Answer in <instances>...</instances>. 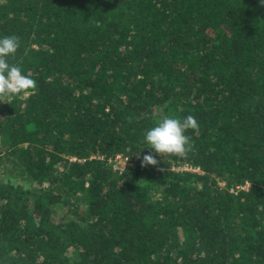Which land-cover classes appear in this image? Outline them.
<instances>
[{"label": "trees", "instance_id": "trees-1", "mask_svg": "<svg viewBox=\"0 0 264 264\" xmlns=\"http://www.w3.org/2000/svg\"><path fill=\"white\" fill-rule=\"evenodd\" d=\"M13 34L37 90L0 101V264H264L260 0H0ZM188 115L193 151L141 167Z\"/></svg>", "mask_w": 264, "mask_h": 264}, {"label": "clouds", "instance_id": "clouds-1", "mask_svg": "<svg viewBox=\"0 0 264 264\" xmlns=\"http://www.w3.org/2000/svg\"><path fill=\"white\" fill-rule=\"evenodd\" d=\"M260 4L264 6V0H260ZM20 47L21 39L15 34L0 38V101L6 102L7 98L37 90V81L25 74L21 66L10 63V58L15 57ZM143 115L151 118L149 113ZM188 130L200 131V124L193 115L183 119L165 116L157 121L144 135V145L148 146L149 152L143 155L141 167L158 165L157 155L186 158L194 149L192 137L186 134Z\"/></svg>", "mask_w": 264, "mask_h": 264}, {"label": "built area", "instance_id": "built-area-1", "mask_svg": "<svg viewBox=\"0 0 264 264\" xmlns=\"http://www.w3.org/2000/svg\"><path fill=\"white\" fill-rule=\"evenodd\" d=\"M109 162H111L113 170L118 173L124 172L127 167H130L132 165L127 157H123L121 155L115 156V158ZM174 170L200 172L199 168L193 169V167L188 164H185L178 168H174Z\"/></svg>", "mask_w": 264, "mask_h": 264}, {"label": "rangeland", "instance_id": "rangeland-1", "mask_svg": "<svg viewBox=\"0 0 264 264\" xmlns=\"http://www.w3.org/2000/svg\"><path fill=\"white\" fill-rule=\"evenodd\" d=\"M223 185V183H221ZM249 185H246L243 187V189H248ZM69 205L68 204H62L61 206H56L52 210V215L55 221H60L63 219V216L67 214Z\"/></svg>", "mask_w": 264, "mask_h": 264}]
</instances>
